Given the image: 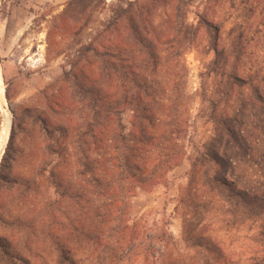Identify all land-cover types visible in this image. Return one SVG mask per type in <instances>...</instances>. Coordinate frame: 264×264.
<instances>
[{
  "label": "rangeland",
  "instance_id": "rangeland-1",
  "mask_svg": "<svg viewBox=\"0 0 264 264\" xmlns=\"http://www.w3.org/2000/svg\"><path fill=\"white\" fill-rule=\"evenodd\" d=\"M127 36L132 37L130 45ZM135 37L143 38V45ZM117 49L122 54L131 50L138 66L153 55L157 71L140 72L138 80L149 81V92L164 101L173 90L184 122L175 140L178 162L164 179L140 184L128 201L131 221L139 220L140 228L155 232L156 238L141 235L134 242L137 256L121 248V259L110 264H200L202 258L212 264H251L254 258L263 259L264 216L242 215L229 223L231 217L210 202L206 212L197 210L201 216L195 220L185 202L194 190L198 202L209 200V188L193 172L195 158L203 152L217 153L223 161L213 169L199 163L196 169H210L250 193H264V0H0V136L4 106L11 115L0 161V242L9 251L17 248L32 264H58L62 256L55 241L40 228L52 224L56 241L71 249L76 264H109V254L96 259L88 240L75 235L71 223L88 210L91 197L98 199L95 187L79 176L80 163L88 156L94 162L99 155L90 151L97 147L103 154L116 122L98 129L96 144L75 134L86 129L92 114L85 112L88 106L106 109L114 103L107 97L117 88L99 80L97 67L102 54ZM107 59L117 67L124 63ZM89 60L93 65H87ZM71 92H82L79 102L69 100ZM145 100L151 103V97ZM148 113L157 118L167 111L151 108ZM133 115L131 109L121 115L122 148L138 146L129 137L135 136ZM30 194L37 196L35 201L21 205ZM90 203L95 206L97 201ZM10 216L35 220L39 238L27 228L13 236ZM162 232L169 242L158 239ZM197 241L208 250L194 248ZM24 243H31V252L22 249ZM6 258L3 255V261Z\"/></svg>",
  "mask_w": 264,
  "mask_h": 264
},
{
  "label": "trees",
  "instance_id": "trees-1",
  "mask_svg": "<svg viewBox=\"0 0 264 264\" xmlns=\"http://www.w3.org/2000/svg\"><path fill=\"white\" fill-rule=\"evenodd\" d=\"M110 25L111 23L108 24L107 29H109L108 27ZM131 39L132 37L127 36L125 42L130 45L132 43ZM134 40L140 45H143L145 41L139 37H135ZM87 48L90 52L93 50L95 57L98 55L94 47ZM134 55L131 50L129 52L125 51L122 54V51L119 49L113 51L107 50L106 55H101L102 60L97 67L99 80L104 81L109 88H117L115 93L113 92L110 97H107L114 99V103L106 107V109L96 105L94 108L88 106L85 112H92V114L86 118V129L82 133L76 131L75 134L79 140L91 137L93 144H96L95 141L99 140L97 138L98 129L110 121L116 122L114 123L115 129H113L112 134L109 138H106L109 144L106 146L103 154L98 153L100 151L99 149H101L100 147H97L98 151H90V149H87V152L90 151V154H97L99 156L97 158L94 157V162L91 161V163L88 158L89 156L84 159V162L80 163V160L78 161L83 166V169L79 172V176L84 178L87 186L95 187L93 193H96L98 199L94 197L97 204L90 206V202L94 201L91 197L88 200L90 202L86 205L88 210L82 211V213L80 212V215H76L77 223L74 221L71 223L73 233L88 240V246L94 253L96 259L102 261L104 253L109 254L111 257L107 261L109 264L117 260V258L121 259L118 252L121 248H129L128 250L132 252V255L137 256L139 253L136 252L139 251V246L134 245V242L141 235L142 237L146 236L147 239L151 236L154 237L155 232L154 234H148L146 230L140 228L142 227V223L139 220L131 221L128 201L133 195H136L137 189L142 187L140 184H146L147 181L153 179L155 181L164 179L166 173L178 162L180 151H178L175 140L180 137L183 130L182 123L184 122V118L180 115L178 96L173 90H169V95L166 101H164L163 97V99H158L160 96L157 97L156 94L152 96L149 92V89L152 88L151 84L146 85L149 81L138 80L137 75L140 72H150L153 74L157 71L158 65L153 55L147 58L146 63L142 62L141 66L133 65L134 59H136ZM104 57H106V61ZM109 57L119 58V61L124 63L117 67V65H114L107 59ZM151 58L153 61L149 63ZM87 65H93L92 61H87ZM138 90H141V92L139 93ZM116 94L119 97H116ZM78 95L81 96L83 94L80 92ZM78 95L71 92L69 100H74L75 102L78 100L79 102ZM160 95H163V93L161 92ZM258 95L260 98H263L261 94L258 93ZM150 97L151 103L145 100L146 98L150 99ZM126 106H129V108H126ZM151 108H154L158 113H164L166 111L167 113L163 117L156 118L148 113V111H151ZM130 109L134 114V119L131 121V124L135 129V136L129 135V137L138 146L132 145L131 148L127 149L126 147L122 148L124 147V138L122 135L125 132H122L123 123L121 122V115ZM41 121L46 124L45 119H41ZM147 126L155 131H146L148 129ZM44 129L47 133L46 135L50 137V131L47 127H44ZM60 129H63V127H60ZM157 139L160 141L158 142ZM90 143L92 144V141ZM83 144L87 146V141L83 140ZM146 147H154L156 150L151 153V149H147ZM128 152H131L130 155ZM108 154L110 155L108 156ZM154 160L158 161L155 162ZM221 161H223L222 156L217 153L203 152L196 156L193 163V172L196 177L199 174V183L202 182L203 187L205 185L209 188L206 191L207 195H209V200L206 202H198L194 197L196 190L193 188L194 193L185 202L186 210L190 211V215L197 220L201 216V214H197V210L204 209V212H206L210 208L209 203L212 202L217 204L216 208L218 211L231 217L229 223L232 219L235 221L242 215L264 216V193H259L260 191L250 193L246 189L238 187L234 181L210 173V169H213L214 164H221ZM199 163L203 164V166L209 163L211 168L205 172H201L200 168L196 169ZM116 170H118L117 174L114 172ZM127 180H129V186L125 185ZM12 182L17 185L20 184L17 179L12 180ZM24 185L27 189L30 188L29 184L26 183ZM22 196L24 197L23 194ZM36 197V195L30 194V196L22 201L21 205L28 204V201L31 200L35 201ZM184 200L182 199L183 202ZM33 218L35 219V216ZM10 219L11 222L9 224L14 225L13 236L19 237L22 231H24V228H27L28 233L34 235L35 238H39L33 228L34 223L32 222L35 220H22L19 216L11 217ZM18 221L24 223L21 224ZM184 221L186 222L187 220L184 219ZM40 228H44L43 232L55 241V247L62 256L59 258L58 264H67V262L69 264H76L73 257L71 258L69 255L71 249L64 242L56 241L57 236H54L51 230L53 228L52 224H44ZM188 231L190 232L191 229L186 230V232ZM157 237L161 241L169 242V237L164 232L158 233ZM190 238L194 239L195 236L192 234ZM9 244H12L11 241H9ZM30 244L24 243L22 249L31 252ZM6 246L5 243L0 242V263L32 264L31 260L24 256L17 248L15 249L13 247L14 252L6 249ZM197 247L203 248L204 246L197 241L195 242L194 248ZM203 249L208 250V247H204ZM3 255L7 257L5 261H3ZM254 261L251 264H264V258L261 260L254 258ZM171 263L174 264V261H171ZM200 264L212 263L210 260L202 258Z\"/></svg>",
  "mask_w": 264,
  "mask_h": 264
},
{
  "label": "bare ground",
  "instance_id": "bare-ground-1",
  "mask_svg": "<svg viewBox=\"0 0 264 264\" xmlns=\"http://www.w3.org/2000/svg\"><path fill=\"white\" fill-rule=\"evenodd\" d=\"M0 91L2 93V78H1V75H0ZM3 103V102H2ZM4 113H5V126L2 130V133H1V136H0V161H1V158L3 156V151H4V147H5V144L7 143V141H9V127H10V121H11V115L9 113V111L6 109V107L4 106Z\"/></svg>",
  "mask_w": 264,
  "mask_h": 264
},
{
  "label": "crops",
  "instance_id": "crops-1",
  "mask_svg": "<svg viewBox=\"0 0 264 264\" xmlns=\"http://www.w3.org/2000/svg\"><path fill=\"white\" fill-rule=\"evenodd\" d=\"M30 55V54H29ZM39 55V54H38ZM39 57H40V55H39ZM34 59H36V55H35V57H34ZM30 64H32V63H30ZM46 82L47 81H45V82H43L42 84H35L34 85V90L36 91V90H38V88H43L44 86H45V84H46ZM181 166H182V164H181ZM181 166H178V167H181ZM177 167V166H176ZM174 169V168H173ZM176 169V168H175ZM174 171V170H173Z\"/></svg>",
  "mask_w": 264,
  "mask_h": 264
}]
</instances>
